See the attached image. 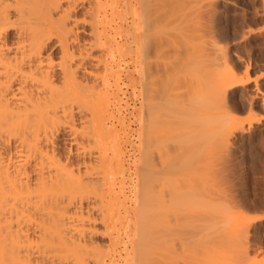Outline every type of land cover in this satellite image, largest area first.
I'll return each instance as SVG.
<instances>
[{
  "label": "bare ground",
  "instance_id": "1",
  "mask_svg": "<svg viewBox=\"0 0 264 264\" xmlns=\"http://www.w3.org/2000/svg\"><path fill=\"white\" fill-rule=\"evenodd\" d=\"M153 1L0 0V264H113L115 236L110 234L122 200L111 192L110 175L122 168L125 153L106 121L117 50L127 52L133 67L129 77L144 99L137 116L143 131L136 159L142 167L134 191L140 198L134 200L141 202L139 239L135 255L128 251L124 264H264L257 235L264 215L246 218L236 212L257 205L247 194L239 149L251 127L229 116L251 77L250 63L242 76L235 70L227 24L232 2L192 0L189 29L194 28L187 32L195 34L185 36L200 38L207 47L201 52L198 43L200 53L191 42L185 56L175 53L178 48L165 56L169 49L162 48L167 59L155 60ZM158 19L156 28H171L165 16ZM170 31L164 36L175 41ZM120 33L122 43L115 37ZM176 67L199 70L193 69L197 77L188 82L190 88L183 77L174 84L188 88L179 92L182 98L170 90L177 80L170 83L176 74L169 71ZM258 94L249 98V107ZM96 199L102 202L99 210ZM98 223L107 232L111 228L107 244L95 240ZM151 250L158 259L150 257Z\"/></svg>",
  "mask_w": 264,
  "mask_h": 264
},
{
  "label": "rangeland",
  "instance_id": "2",
  "mask_svg": "<svg viewBox=\"0 0 264 264\" xmlns=\"http://www.w3.org/2000/svg\"><path fill=\"white\" fill-rule=\"evenodd\" d=\"M156 1L159 2V4H158L159 7L156 6L157 13H154V11H152V10H155L154 9L155 8L154 4H155ZM172 1L173 0H162V3L164 5V7H165V4L167 5V7L168 6L170 7L169 10L166 9V8H164L163 5H162V3H161V1H159V0H154L153 1L154 4H152V6L150 5L151 7L149 6L150 9H151V11L149 10V12H150L149 14L151 16V20L152 21L154 20L153 23L155 24V26L157 24V23H155V19L159 22L158 15L159 16L160 15L163 16V20L167 19L168 22H169V23H167V22H164V23L169 24V26L171 25V28L167 30L165 26H164L165 29H164V27H163V29H159L158 28V25H157V28H158L157 29L152 24L155 29H153V27H152V29H153L154 32H153L152 38H151V40H152L151 41V46H152L151 47V52H153L152 53L153 56L150 53L151 54V59H153L154 57H156V59L158 60V57H159V60H161L162 57L165 58L163 55H165V56L166 55H170L171 53L169 51H172V49H175V48L176 49L177 48L178 49H181V51L178 50V49L177 50L175 49L177 51V52L175 51V53H179L180 52V53H182V56H185L183 54V51H184V53L187 52L185 50L187 49V47H189L188 45L191 42H192V44H190V45H194V44L197 45V47H196V45H194V47L197 48L196 50H198V48H200L199 46L201 44V52H202V48L207 47L206 46V43L202 42L200 38H197L198 41L196 40V38L193 39L194 37L193 38L191 37L193 40L191 38H189L191 40H188L187 37L185 36V35H188L186 33L192 34L193 32H191V31L194 28L193 27L194 26L193 25L194 24V22H193L194 19L192 18L193 17L192 16V12L190 11V9L192 7L191 8L189 7L190 4L192 6V0H180V1L179 0H174L173 2ZM230 1L232 2L231 3L232 6H230L231 7L230 8V15H229V17L227 19V24L229 25L228 26V29H229L230 36H232L231 38H233L232 41L234 42L232 44V48H233V51L235 52V54L237 55L236 56V58H237L236 59V64H238V65L235 66L236 67L235 70H236V73H238V75L242 76V73L244 75V73L246 72V66L248 65V63H250L247 71H248L249 76H251V77H250V82L247 83L246 85H244L245 87L242 86L240 88V95L241 96L243 95L242 96L243 98L241 96H240V98H238L236 104L234 105L235 107L233 106L234 109H236V110H234V109L230 110L232 112L229 113V116H230V118H233V119L235 118V120L238 121V123H240L241 120H244V121H241V123L244 122L243 124L245 126L247 124V126L251 127L249 129V131L247 133H245L246 135L242 138L243 141L241 140V145H240V147L242 146V148L239 147V149H240V153L243 155V156L242 155L241 156L243 157V165H244V169H245V172H246L245 173V175H246L245 176V181L247 183V188H248V190H247L248 193L247 194H249V191H250V194L248 195V197L249 196L251 197V198L250 197L249 198L252 199V202H251L252 204H254L256 202V205H257L256 207L257 208H258V206L260 207L258 209L257 208H254V209H256V210L253 209L254 211H252V209L244 208V210H248L247 211L248 213L246 211L241 210L243 208H241L240 210L238 209L239 212L238 211H236V212L237 213H243V215L246 213L244 215V216H246V218H252V217L258 216V215H264V105L262 103L263 98H264L263 97L264 96V4H263V0H230ZM170 2H172V3L169 5ZM177 6L178 7L180 6L179 8L181 10ZM158 9L159 10L161 9V12H158ZM166 10H168V11H166ZM171 10H173V14H171L172 13ZM174 11L176 12L177 15L174 13ZM166 12H167V14H166ZM178 12H179V14L181 13L180 16H179ZM153 13L154 14H157L154 17V19H153V16H154ZM174 14L176 15V17H175ZM183 14H184V16L181 17ZM173 15H174L175 18H173ZM164 16H165V19H164ZM254 17H255V20H254ZM251 18H253V19H251ZM174 19H175V21H179V22H175ZM176 19H178V20H176ZM185 19H187V20H185ZM250 20H251V22H250ZM184 21H185V23H184ZM187 22H193V23H188L187 24ZM174 23H175V25L178 23L177 26H174ZM190 24L193 25V26L191 25L192 26V29H189L190 28L189 27ZM161 26H163V25H161ZM169 26H167V27H169ZM173 27H175V28H173ZM160 28H162V27H160ZM175 29H176V31H175ZM177 29H180V30H177ZM188 29L191 30L190 31L191 33L190 32H187ZM168 31H170V33H172L171 35H175L176 34V38H178V39H176V38H174V39H175V41H178V40L179 41L175 43L174 40L172 41L173 37L170 38L171 40L167 39V38L170 37V36L167 37V35H166L168 33ZM179 32H182L185 37L182 35V33H179ZM155 33H160V34H155ZM170 33H169V35H170ZM193 34H195V33H193ZM164 35H166L167 38ZM121 36H122L121 33H120V35H115V37L117 38V40L120 41V43L123 42V40L121 39ZM168 40H169V42H171V41L172 42L169 43V42H167ZM180 40H181V42H180ZM195 40H196L197 43H195ZM158 41H159V43H158ZM183 41L185 43H187V44H185ZM199 41H201V42H199ZM198 43H200V44L198 45ZM160 45H161V47H159ZM177 45H179L180 47L179 46L177 47ZM194 47L191 48V46H190V48L193 50L192 52L194 53V51H195V53H194V55H195L197 51L194 49ZM158 48H161V50L158 49ZM162 48L163 49H166V50L169 49V50H168V52L166 51L167 53H165V52H162ZM190 48H189V50H190ZM158 50H160L161 52L158 51ZM189 50H188V52H191V50L190 51ZM125 52L126 51H124V50H121V51L117 50V52L114 53V61H113V68L114 69H112L113 70V75H112L113 78L111 77L112 79H110V83H109L110 84V87H109V91H108L109 94L111 95L110 98H109V102H108V109H110L111 107L112 108H111V110H108V112L109 111L110 112L108 113L107 119H106L107 125L109 126V124H111L110 127H112V130H114V132L117 131L115 133H117L120 136V139H122L121 140V152H122V154L125 152L121 156V159L124 161V163L122 162V166H121L122 168L120 170H117L116 168H113L114 170L116 169L114 171L116 175H114V172L112 170L113 175L111 173V175H110V177H111L110 178V183L113 182V185L109 183L110 186L111 185L113 186V187L112 186L110 187L112 194H114L113 192H116L117 193V194L115 193L116 196L119 194V199L122 200V201H119L117 203V206H115L117 208L115 210L118 211L117 213H115V218L113 219L114 220V222H113L114 225L113 226L115 228L111 224L112 228H114V229H111L109 227V230L107 232V229L104 230L105 228L102 226V224L101 223H98L97 224V227H99L98 228V232L100 234L98 233L96 235L97 239H95L96 241L98 240V243L101 240V243L103 242V243L107 244V242H109V240L107 241V240H105V238L106 239L109 238V234H110L109 231H110V229L113 231L110 234L112 237L115 236V237H113V238H115V243H114V246H113L114 247V250H113V253H112V256H113L112 257L113 264H124V260H125L124 258H126V255H127V252L128 251H131L132 250L131 252H133V254L131 253V255L134 256L135 255L134 253L137 250L136 249V247H137V244L136 243H138V239H139V238L138 239L136 238V235H137L136 234V230L138 229L137 228L138 226H136V225L138 223V217H137L138 211L137 210H139L137 208H140L139 203H141V202H138L140 198L137 199L138 196L135 197L136 194H135L134 191H135V186H137L138 184H140L139 183L140 182V180H139L140 178L138 179V176L137 175L140 176V174H138V173L141 172V171H139V168L141 169V167H142V166L140 167V163L142 161H140V163H138L139 162L138 160H140V157L138 158V160L136 158L138 156H140V153L139 152H141V151H139V150H141V148H142L141 139H140L141 136L139 134H140V132L143 131V129H142V126L140 124L139 118L141 117V115L143 113V103H144V99L142 101L143 96H142V94L140 92V87L138 86V84L136 86V85H134L133 81L131 82L132 78H130L129 75H130L131 70L133 69V67L130 65V62H129L130 59H128L129 57L127 55V52L126 53ZM159 52L161 53V55L158 56V53ZM198 52H200V50H198ZM162 53H165V54L162 55ZM196 55H200V54L197 53ZM165 59H167V58H165ZM237 67H238L239 70L237 69ZM174 68L172 69L173 71H171V70L169 71V72H171V76L173 74L174 75L176 74L175 76H172L173 78H171L170 83L172 82V79H174V78H175V81L176 80L177 81L176 82H173V85L171 84V86H173V87L176 86L174 84L178 82V79H179V81H181L184 78V83L187 81L186 84H188L189 86L188 85L187 86L190 88V83H188V82L193 83V80H191V79L192 78L194 79V77H197L196 72L198 71V73H199V70L196 71L195 70L196 68H191L192 71H193V69L196 71V72L195 71L191 72V70L189 69L190 67L185 68L184 70H182L179 67H176L177 68L176 70ZM182 68H184V67H182ZM186 69H187V72H186ZM188 69H189L190 72L188 71ZM179 70H180V72H178ZM185 72L186 73L189 72V73L186 74ZM194 72H195V74H193ZM118 75H119V77H115V76H118ZM183 75H185L186 78ZM189 76H191L190 81L187 80L189 78ZM179 77H181V79ZM198 77L200 78V75ZM197 79L198 78H196L195 80H197ZM184 83H182L183 86H185ZM205 83H206V81H205ZM178 84H180V82ZM197 84L198 83H196V81H195V84H192V85L196 86ZM180 86L181 85H177L175 88L177 90H181L180 89L181 88ZM173 87L170 90L172 91V93L177 92L178 96L180 95L179 98H182V96H181V94H179V92L182 93L186 89H188V88H186V89L184 88L185 89L184 90L183 87H182L183 91L182 90L181 91H177L176 89H173ZM177 87L178 88L180 87V88L178 89ZM197 88H198V86H197ZM137 89H138V91H135ZM191 89H189V90L191 91ZM192 90H194V89H192ZM255 92H259L258 98L256 99V102L253 103L250 106L251 107V110H250V107H249L250 104H249V102H250V99L255 95ZM114 93L116 94L118 100L116 99V97H114L115 96ZM174 94H176V93H174ZM174 96L176 97L177 95H174ZM228 96H229V94L226 93V98H228ZM179 98H177V99H179ZM112 99H115V100H112ZM238 101H239V103H238ZM171 107H173L171 109H174L175 105H172ZM233 107H230V108H233ZM139 113H140V115H139ZM138 115H139V118L137 117ZM253 116L256 117V118H260V121L255 122L254 120H252V117ZM108 117L110 119H108ZM237 117H238V119H237ZM228 118L229 117H226L224 121L228 120ZM250 120L252 121L251 124H250ZM246 122H248V123H246ZM120 132H121V134H120ZM138 139L140 141H138ZM138 144L140 145V147H139ZM137 148H138V150H137ZM109 151L111 152L110 149H109ZM131 160L134 161V162L132 163ZM141 165H142V163H141ZM245 165H246V167H245ZM121 171L123 172L122 174H121ZM136 171H137V173L135 175V172ZM247 171H248L249 174L247 173ZM119 174H120V176H119ZM125 176H126V178H123ZM120 177H122V178H120ZM118 178H119L120 181H118ZM113 179H114V181H113ZM116 179H117L118 182L116 181ZM134 183L135 184L138 183V184L135 185ZM116 189H118V190H116ZM113 190H115V191H113ZM108 191L106 190L105 192L107 193ZM131 192H133L134 194L131 193ZM128 197H130V198H128ZM97 199H98V197H97ZM97 199H96L95 203L97 202ZM134 199H137L138 201L137 200H134ZM135 201L138 202L137 204L139 206L137 204H135L136 203ZM100 203L102 204V202H97L96 204H100ZM96 204H95V206L97 207V209L99 207H102L101 204H100V206H97ZM96 207H95V210H96ZM254 207H255V205H254ZM98 210H97V212H98ZM121 214H122V216H120ZM119 216L121 217L120 220H118L119 219ZM123 223H124V225H123ZM100 224H101V226H100ZM118 226H120V227H118ZM134 226H135V229L133 230V227ZM258 226H260V228H258ZM102 228H104V229H102ZM257 228H258V230H257L258 231V234H257L258 235V240L260 241L259 243L261 245L259 243L258 244H259L260 248L263 247L262 250L264 251V219L257 223ZM104 231H106V233ZM102 232H104V233H102ZM133 233H135V234L133 235ZM128 235H130V237H128ZM131 235H133V237H131ZM138 235H139V233H138ZM137 237H139V236H137ZM100 238H103V239H100ZM116 243H118V245ZM132 243H133V245H131ZM115 244H116V246H115ZM134 249H135V251H134ZM153 249L156 250V251H159V248L158 247L157 248L154 247V248H152V250ZM152 250H151V252H152ZM156 251H153L154 253L152 252V255L151 256L149 254V256L152 257V259H154L155 257H157L155 259H158V255H157V252ZM263 251H262V253H263ZM154 254H156V255H154ZM153 256H154V258H153ZM262 256H263V258H261V259L264 261V254H262ZM150 257H149V259H151ZM259 258H257L258 261L260 260V262H262L261 259H259ZM152 259H151V262H155L154 260L152 261Z\"/></svg>",
  "mask_w": 264,
  "mask_h": 264
}]
</instances>
